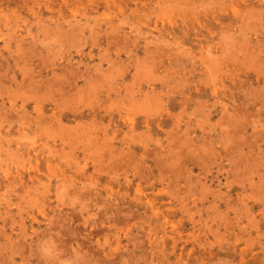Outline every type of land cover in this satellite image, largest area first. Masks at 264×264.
<instances>
[{"label": "rangeland", "instance_id": "374dc122", "mask_svg": "<svg viewBox=\"0 0 264 264\" xmlns=\"http://www.w3.org/2000/svg\"><path fill=\"white\" fill-rule=\"evenodd\" d=\"M0 264H264V0H0Z\"/></svg>", "mask_w": 264, "mask_h": 264}, {"label": "bare ground", "instance_id": "6f19581e", "mask_svg": "<svg viewBox=\"0 0 264 264\" xmlns=\"http://www.w3.org/2000/svg\"><path fill=\"white\" fill-rule=\"evenodd\" d=\"M42 86V85H41Z\"/></svg>", "mask_w": 264, "mask_h": 264}]
</instances>
